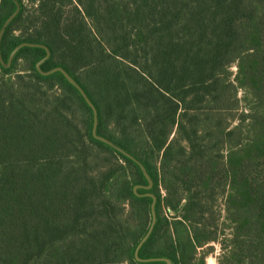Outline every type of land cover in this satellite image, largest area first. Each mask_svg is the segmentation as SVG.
Here are the masks:
<instances>
[{
    "label": "trees",
    "instance_id": "obj_1",
    "mask_svg": "<svg viewBox=\"0 0 264 264\" xmlns=\"http://www.w3.org/2000/svg\"><path fill=\"white\" fill-rule=\"evenodd\" d=\"M16 2L0 264H165L134 256L147 193L140 258L205 264L217 242L218 264H264V0H0V29ZM46 49L40 68L74 78L112 145L62 73L36 69Z\"/></svg>",
    "mask_w": 264,
    "mask_h": 264
},
{
    "label": "water",
    "instance_id": "obj_2",
    "mask_svg": "<svg viewBox=\"0 0 264 264\" xmlns=\"http://www.w3.org/2000/svg\"><path fill=\"white\" fill-rule=\"evenodd\" d=\"M16 9L13 11V13H11L7 19L4 21L1 29H0V40H1V37L4 33V30L5 28L7 27V25L10 23V21L16 16V14L18 13L19 11V5L18 3L16 2ZM35 44L33 43H28V42H23L21 44H19L18 46H16L13 51L11 52L10 56H9V59H8V63L11 62L14 54L16 53V51H18V49L22 46H34ZM50 55V52L48 49H46V54L36 62V69L43 75H48V74H51V73H54L56 71H59L61 72L65 78L69 81V83H71L72 85H74L77 90L79 91V93L83 96V98L85 99L86 103L88 104V106L91 108L92 112H93V125H92V134L95 138L103 141V142H106L110 145H112V143L107 140L106 138L102 137V136H99L97 135L96 133V126H97V110L94 106V104L92 103V101L88 98V96L86 95V93L84 92V90L82 89V87L74 80V78L69 75L66 70L62 67H54L50 70H47V71H43L41 68H40V65L49 57ZM120 152H122L125 156H127L128 158L132 159L135 163H137L138 165L141 166L140 162L135 159L131 154H129L128 152H126L125 150L121 149V148H117ZM142 167V166H141ZM147 176V175H146ZM151 187V181H149L148 185L145 186L146 189H149ZM148 196H150L152 198V202H151V205H150V212H151V220H150V224H149V227L146 231V233L143 235V237L138 241L137 245L135 246V249H134V256H135V259L137 261H140V262H147V261H156V260H160V261H164L165 264H170V261L167 259V258H164V257H159V258H147V259H142L139 257L138 255V252H139V249L141 248V246L143 245V243L147 240V238L149 237V235L151 234L152 230H153V227H154V224H155V221H156V213H155V202H156V197L152 194V193H147Z\"/></svg>",
    "mask_w": 264,
    "mask_h": 264
},
{
    "label": "rangeland",
    "instance_id": "obj_3",
    "mask_svg": "<svg viewBox=\"0 0 264 264\" xmlns=\"http://www.w3.org/2000/svg\"><path fill=\"white\" fill-rule=\"evenodd\" d=\"M23 1L27 7L31 5L30 0H23ZM31 7H35V4H32ZM229 70L232 74L231 78H233V76L235 75L236 70H237L236 65H232L229 68ZM239 94H241V93H239ZM206 249H208L207 250L208 252L205 255V264H208L209 261H211V260H214L215 264H218L217 258L222 253L221 245L217 242H211L203 248V250H205V251H206ZM200 251H202V250H200Z\"/></svg>",
    "mask_w": 264,
    "mask_h": 264
},
{
    "label": "bare ground",
    "instance_id": "obj_4",
    "mask_svg": "<svg viewBox=\"0 0 264 264\" xmlns=\"http://www.w3.org/2000/svg\"><path fill=\"white\" fill-rule=\"evenodd\" d=\"M208 264H215V261L214 260H211V261H209Z\"/></svg>",
    "mask_w": 264,
    "mask_h": 264
}]
</instances>
